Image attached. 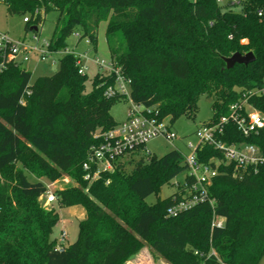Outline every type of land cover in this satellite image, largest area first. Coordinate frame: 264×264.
<instances>
[{"label": "trees", "instance_id": "16d2710c", "mask_svg": "<svg viewBox=\"0 0 264 264\" xmlns=\"http://www.w3.org/2000/svg\"><path fill=\"white\" fill-rule=\"evenodd\" d=\"M218 0H0L10 15L26 18L27 27L44 25L59 13L50 41L55 51L79 35L97 51L98 29L106 23L110 58L132 80V100L155 107L171 125L193 117L201 97L213 100V119L230 115L244 93L264 85V0H239L234 12ZM38 12V15L35 13ZM253 53L248 66L227 69L224 59ZM88 75L65 55L51 77L32 83L31 74L11 66L0 76V264H130L148 244L169 264H201L195 253L212 249L227 264H260L264 259V165L240 179L233 166H219L209 189L215 208L201 205L167 218L170 199L162 190L187 173L174 150L158 159L137 153L94 182L84 179L83 164L98 131L117 124L111 116L119 98L108 99L113 85L97 73L87 91ZM29 93V94H28ZM23 101L24 104H21ZM250 105L264 114V94ZM222 140L247 143L264 153V129L245 138L232 122ZM138 155V156H137ZM199 162L222 159L205 146ZM27 173L38 181L30 182ZM70 177L77 185L55 191L59 209L81 207L77 241L61 247L52 239L60 214L40 198L48 186ZM155 197V202L147 200ZM225 219L212 228L213 216Z\"/></svg>", "mask_w": 264, "mask_h": 264}, {"label": "built area", "instance_id": "2783aa9c", "mask_svg": "<svg viewBox=\"0 0 264 264\" xmlns=\"http://www.w3.org/2000/svg\"><path fill=\"white\" fill-rule=\"evenodd\" d=\"M218 2L224 4L223 0ZM239 3V0L229 1L231 6L239 5ZM35 15H38V12ZM29 21L30 17L24 18L25 24ZM74 36L79 39V35ZM85 40L90 45V41ZM52 47L51 42L41 41L37 34L34 35L33 42H27L12 40L7 34L0 32V76L11 66L23 67L34 56L39 62H46L49 57L59 53ZM65 55L75 57L79 75H87L89 61L97 67L99 74L113 80V85L105 90L106 98H119L130 103L128 117L124 123L110 131H98L94 135L96 144L90 149L87 161L83 164L86 181L94 182L103 174L114 172L119 162H125L139 151H144L146 145L152 140L164 138L168 142H174L178 139L168 119H162L155 107H145L132 100V80L114 61L100 60L95 55L88 59V54L77 55L74 51H65L63 57ZM261 94H264V85L257 90L244 93L242 100L231 106L228 117H223L216 123L204 125L198 130L196 134L198 145L190 144L188 147L191 151L190 155L184 157L187 173L181 182L176 180L173 182L172 187L175 191L169 198L167 218H177L201 205H209L214 209L216 201L210 196L209 189L213 179L219 174V166H233L235 176L241 179L245 173H256L264 165V153L258 147L247 143L230 145L222 140L225 128L230 122L237 126L245 138L257 135L264 129V114L254 109L249 103L253 96ZM21 104H24L23 101ZM205 146L219 152L222 159H211L207 164L199 162L197 151ZM146 154L150 156L149 153L146 152ZM40 200L51 206L56 203L55 193L48 187L47 193ZM224 225L225 219L214 214L212 228L221 229ZM195 254L201 258V264H227L213 249L208 254L198 252Z\"/></svg>", "mask_w": 264, "mask_h": 264}, {"label": "rangeland", "instance_id": "374dc122", "mask_svg": "<svg viewBox=\"0 0 264 264\" xmlns=\"http://www.w3.org/2000/svg\"><path fill=\"white\" fill-rule=\"evenodd\" d=\"M224 5L227 4V0H223ZM232 11L241 12V7L239 5L232 6ZM27 15L26 17H29ZM59 21V13L50 12L46 15L45 23L39 26L38 34L31 30L34 27L30 24L28 27L24 23V17L19 15H10L7 11L6 6L0 3V32H3L9 36L10 39L15 41L25 40L27 42H33V37L37 34L41 41L50 42L53 38V34L57 26H61ZM106 23H102L98 29V41H97V51L95 53H89L91 46L86 43L83 39L81 42L77 43V38L71 36L66 41V50L61 49L59 53L49 57L46 62L41 63L38 61L37 57L34 56L29 63L23 65V69L28 71L32 76V83H34L39 78L51 77L59 70L60 60L63 57L65 51H74L77 55L88 54V59L95 55L100 60L109 61L110 52L106 42L105 32ZM55 61V63H54ZM89 66V71L87 72L89 82L87 83V91H91V81L98 73L97 67H95L89 61L87 62ZM213 100L203 96L201 97L197 109L193 114V117H181L172 125L173 132L177 135L178 139L174 142H168L164 138H157L150 141L144 151H139V157H148L146 154L149 153L150 156H154L158 159L164 157L168 153L177 150L183 157H188L190 155L189 145L197 146L199 141L197 138V132L205 124H208L213 119L212 111ZM130 109V103L128 101L122 100L118 102L111 110V116L117 125L124 123L127 120L128 113ZM170 122V119H168ZM171 124V123H170ZM27 177L30 182L38 181L31 174L27 173ZM184 175L179 176L176 181H182ZM41 181L45 182L52 192L65 190L70 187H74L77 183L70 177H63L57 183H49L45 178H40ZM55 184V185H54ZM175 189L174 187H165L162 190V194L165 198H170ZM39 202L47 208L54 207L60 214V221L54 227L52 233V239L57 241V244L61 247H68L74 244L79 235V223L84 220L85 211L81 207H71L59 209L57 204L49 206L44 203V201L39 200ZM147 202L149 204L155 202V197H150ZM130 264H169L162 257L158 256L148 244L133 257ZM264 264V259L260 262Z\"/></svg>", "mask_w": 264, "mask_h": 264}, {"label": "water", "instance_id": "95a60500", "mask_svg": "<svg viewBox=\"0 0 264 264\" xmlns=\"http://www.w3.org/2000/svg\"><path fill=\"white\" fill-rule=\"evenodd\" d=\"M31 30L36 32L37 28L31 29ZM254 61H255V56L253 53H248L246 55L236 53L232 57L224 59V62L226 64V68L229 70L233 69L236 65L248 66L249 64H251ZM161 197H162V201H164L165 197L163 194H161Z\"/></svg>", "mask_w": 264, "mask_h": 264}, {"label": "crops", "instance_id": "0c3cea01", "mask_svg": "<svg viewBox=\"0 0 264 264\" xmlns=\"http://www.w3.org/2000/svg\"><path fill=\"white\" fill-rule=\"evenodd\" d=\"M57 183V182H56ZM55 185V184H54ZM84 218H85V214H84Z\"/></svg>", "mask_w": 264, "mask_h": 264}]
</instances>
